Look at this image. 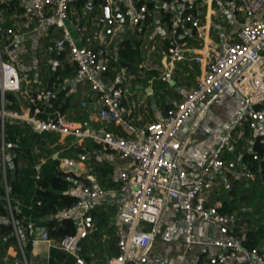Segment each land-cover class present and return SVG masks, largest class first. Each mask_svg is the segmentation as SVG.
I'll use <instances>...</instances> for the list:
<instances>
[{
  "label": "built area",
  "instance_id": "2783aa9c",
  "mask_svg": "<svg viewBox=\"0 0 264 264\" xmlns=\"http://www.w3.org/2000/svg\"><path fill=\"white\" fill-rule=\"evenodd\" d=\"M21 1L28 17L42 24H51L60 36L49 47L52 52L66 50L69 62L75 68L78 77L85 81L100 104L99 119L108 125L116 126L118 132L104 131L93 134L77 126L69 116L57 107V94L49 89L32 93L29 75L22 68L21 52L18 48L19 35L14 28L7 29V39L0 42V158L4 168V186L6 188L7 210L10 224L25 264V243L48 244L63 253L74 257L73 264H98L85 261L79 256L80 243L87 238L94 227L92 217L93 202L99 193L77 180L81 196L67 209L66 214L78 213L81 222L72 236L61 240L50 237L48 227L30 217L16 220L14 215L20 211L18 200H11L5 174V123L9 119L29 123L38 135H55L70 138L72 143L80 144L91 139L112 155L126 160L125 167H116L111 172V180L119 185L121 192L132 191V197L115 205L116 235L119 254L109 264H157L150 254L154 233L147 231L144 225L156 227L170 204L178 201L182 204L180 222L184 239L179 264H184L192 246H208L218 249L217 254L208 258L209 264H264V249L249 248L239 235L225 239H200L196 235L197 222L204 221L215 229L222 230L231 224L228 215L221 212V205L208 203V186L217 172L226 173L223 151L232 139L226 134L220 145L206 161L198 177L189 188L178 185L175 163L170 155H178L183 150V142L178 135L193 112L204 102L216 95L227 97L240 96L244 101L237 123L251 129L261 146L262 152L253 151L255 161L264 160V108L255 106L264 102V0H225L223 5L231 11L245 14L247 21L237 31L236 38L224 41L210 48L205 56V73L167 115L157 122L139 126L142 118L132 115L125 105L126 88L117 86L107 92L104 84L105 74L110 70L108 54L102 49H80L70 32L66 29L70 7L87 0H0V7H10ZM190 0H173L181 14V21L189 23L194 29H202L200 19L190 10ZM123 14L140 24L147 20L146 5L138 0H120ZM177 25V22L174 23ZM175 39L168 49V60L175 62L203 63V56L194 49L185 47ZM129 67H123L119 73L122 82L127 80ZM170 71L164 73L163 81L171 79ZM27 95L28 106L21 111L9 108L7 94ZM36 165V181H40L42 164ZM65 173H72L73 162L65 160ZM253 180L254 174L245 173ZM37 187V185H36ZM40 205V202H38ZM24 236V237H22ZM24 238V241L23 239ZM201 253L192 256L190 264H201Z\"/></svg>",
  "mask_w": 264,
  "mask_h": 264
},
{
  "label": "crops",
  "instance_id": "0c3cea01",
  "mask_svg": "<svg viewBox=\"0 0 264 264\" xmlns=\"http://www.w3.org/2000/svg\"><path fill=\"white\" fill-rule=\"evenodd\" d=\"M110 1L112 19L104 22L101 27L88 21L79 28L80 22L85 21L91 12L87 8L95 7L99 0H87L71 5L66 29L71 35L73 33L72 38L80 49L102 48L107 52L110 70L103 79L104 84L108 86L107 92L121 85L126 88L125 105L132 115L142 118L139 124L141 128L148 123L161 121L168 111L182 100L204 75V59L210 48L235 39L237 31L247 21L244 13L225 7V0H190V10L200 19L202 29L198 31L189 23L181 21V14L173 0H138L142 2L141 5H146L148 14L146 21L135 24L132 19L124 16L120 0ZM117 12H121L120 17H116ZM9 28H14L19 35L18 48L21 52L22 68L29 75L32 93L54 90L58 94L57 100L66 107L65 113L69 118L77 126L93 134L120 131L118 127L99 119L100 104L90 86L78 77L76 70H71L68 52L50 51L49 47L60 36V31L51 24L39 23L25 15L21 1L14 2L10 7H0V42L7 39ZM174 29L181 36L178 39L180 43L203 56L201 65L191 62L171 64L168 60V49L175 39ZM125 66L130 70L127 80L122 82L119 73ZM168 71L172 76L165 82L162 76ZM13 96L14 101L8 99L9 108L13 104L17 108L12 109L21 111L28 106L27 95L23 93ZM243 106L244 101L240 96L216 95L202 103L178 135L184 144L182 152L170 155L175 163L178 185L181 188H189L193 186L206 161L226 134L232 135L231 141L223 151L226 173L217 172L207 190L208 203L220 204L221 212L225 202L237 208L232 215L226 214L231 224L222 230L215 229L204 221L197 222L196 235L200 239L232 237L236 235L233 232L234 218H245L241 209L245 202L241 201L240 197L249 193L248 189L255 180V174L253 180L245 177L249 170L245 168L243 157L246 154L252 155L258 140L245 123H237ZM13 120L15 121L9 119ZM48 138L53 142H48L47 148L54 150V157L62 156L60 169H65V160H71L72 173L86 186L99 193L93 202L94 227L88 237L81 241L78 254L87 262L109 264L119 254L115 205L131 198L133 194L131 190L121 192L119 185L112 182L111 172L116 167H125L127 161L102 149L89 138L78 145L72 143L70 138L55 135H49L46 140ZM56 147L62 149L56 150ZM73 147H80L85 153L80 155L73 152L66 155L65 151ZM35 153L38 154L39 150L35 149ZM70 193L81 196L80 187L76 182ZM182 209V204L175 201L163 213L156 227L144 225L147 231L154 233L150 254L157 264H179L184 239L180 222ZM65 215L60 214V217ZM72 217L78 227L81 222L80 215L76 213L72 214ZM22 239L24 241V238ZM24 243L27 264H30L27 254L35 258L32 264H50L52 259L54 264H73L75 261L73 256L51 248L48 244L40 243L34 246L26 243V240ZM53 250L63 255L53 257ZM217 252L215 247L192 246L184 264H190L192 256L196 253H201L204 258L201 264H209L208 258ZM5 257L10 261H4ZM4 258V264H16L15 260L18 261L19 258L24 261L17 244L9 245Z\"/></svg>",
  "mask_w": 264,
  "mask_h": 264
},
{
  "label": "trees",
  "instance_id": "16d2710c",
  "mask_svg": "<svg viewBox=\"0 0 264 264\" xmlns=\"http://www.w3.org/2000/svg\"><path fill=\"white\" fill-rule=\"evenodd\" d=\"M140 2V1H139ZM142 2L139 4L141 5ZM129 64V63H128ZM58 95V94H57ZM14 101L12 93L7 94V100ZM57 107L65 113L66 107L57 100ZM11 108H17L10 105ZM256 109L264 108V102L255 106ZM5 174L7 190L11 200H18L21 204L20 211L14 215L16 220L23 216L44 223L52 239L61 240L66 236L76 233V223L72 215L66 214L80 196L70 193L74 183L79 180L73 173H65L60 169V158L54 159V150L47 148L48 142H53L49 135H38L25 121H6L5 123ZM96 147V146H95ZM35 149L39 153H35ZM62 149L56 147V150ZM253 151L262 152L259 143ZM84 154L80 147H73L65 151V154ZM44 160L40 181H36V165ZM246 169L255 174V180L250 186L249 193L240 197L241 201L249 204L256 203V199L264 201V160L255 161L251 154L243 157ZM37 185V187H36ZM6 188L4 186V168L0 158V264H4L3 258L10 244L18 246L14 235L13 226L10 224L9 212L6 202ZM40 202V205L38 204ZM237 207L224 203L222 213L232 215ZM60 214H66L60 217ZM5 220V221H1ZM234 230L236 235L244 239L249 248L264 249V224L252 225L248 220L234 218ZM29 248V246H28ZM63 255L52 252L53 257ZM21 264V263H17ZM50 264H54L53 259Z\"/></svg>",
  "mask_w": 264,
  "mask_h": 264
},
{
  "label": "rangeland",
  "instance_id": "374dc122",
  "mask_svg": "<svg viewBox=\"0 0 264 264\" xmlns=\"http://www.w3.org/2000/svg\"><path fill=\"white\" fill-rule=\"evenodd\" d=\"M70 29H71V27L69 26V30ZM72 32L73 31H71V33ZM72 36H73V33H72ZM70 68H71V70H75V68L73 66H70ZM241 209H242L243 214L245 216V218H244L245 221L248 220L252 225H258V226L264 224V201L262 199H260V200L256 199V203H253V204H249L248 202H245V203L242 204V208ZM27 259H28V262L30 264H32V261L35 258L32 255L27 254ZM4 261L9 262L10 260H8L5 257ZM15 261H16L15 262L16 264L17 263L24 264V261H22L20 258H19L18 261H17V259Z\"/></svg>",
  "mask_w": 264,
  "mask_h": 264
},
{
  "label": "water",
  "instance_id": "95a60500",
  "mask_svg": "<svg viewBox=\"0 0 264 264\" xmlns=\"http://www.w3.org/2000/svg\"><path fill=\"white\" fill-rule=\"evenodd\" d=\"M119 3L120 2H118L117 5H119ZM87 9L91 12L89 15H87L85 21L80 22L79 28H82L84 22H88V21L97 23L98 27H101L104 22L110 21L112 19L110 0H99V2L96 3L95 7L89 6ZM120 16H121V12H117L116 17H120ZM169 83H172V81H169ZM54 159H58V156H55Z\"/></svg>",
  "mask_w": 264,
  "mask_h": 264
}]
</instances>
